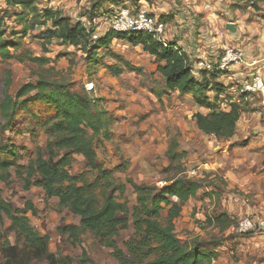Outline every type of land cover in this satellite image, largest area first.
<instances>
[{"label": "rangeland", "instance_id": "374dc122", "mask_svg": "<svg viewBox=\"0 0 264 264\" xmlns=\"http://www.w3.org/2000/svg\"><path fill=\"white\" fill-rule=\"evenodd\" d=\"M117 1H123L121 5H132V0ZM146 4L159 10L167 28L169 26L172 34L178 36L184 49L189 50L188 44L194 42L195 49L205 53V58L216 59L222 47L234 45L235 42L230 43L233 35H236V42L244 39L245 43L240 47L243 50L246 45L251 47L249 50H255L256 55L264 50V9L257 12L249 1L236 6L229 0H148ZM37 5L58 9L72 23L89 20L92 10L87 0H39ZM20 13V7H10L0 0L4 39L20 44L14 59L7 62L0 59V103L7 79L11 82L8 94L15 97L22 85L34 83L39 75L64 81L80 96L87 95L98 108L107 112L109 119L107 138L102 135L94 141L97 164L112 172L116 182L124 185L123 194L116 192L114 196L120 197V202H127L130 210L135 204V194L126 180L164 187V170L169 164V136L178 132L179 150L188 153L182 162L185 176L201 182V188L195 199L180 207L181 216L174 224L177 238L183 244L197 239L203 249L213 252L214 264H264V236L236 235L232 228L221 233L208 223L216 215L241 203L244 208L246 200L264 201L263 193L260 197L247 196L246 190L231 182L237 175L233 163L256 155L250 152L260 153V150L248 151L250 143H264V99L251 94L244 96L246 94L240 92V81H217L222 85L217 106L227 111L231 103H237L241 110L235 136L229 141H218L196 129L192 116L198 108L189 95L163 94L164 80L156 72V63L139 46L113 40L108 51L100 50L96 62L87 65L88 58L83 51L55 41L42 44L34 39L45 29L32 30L30 17L16 18ZM228 23L236 24L235 34L225 29ZM10 52L13 53L12 49ZM30 56L48 59L49 64L39 69L28 61ZM115 68L120 71L118 76L111 72ZM34 93L17 100L12 122L8 128H0V141L14 148L15 163L20 166H27L35 159L37 150L44 149L48 125L56 113L52 106L34 97ZM207 96L212 100L214 93L209 91ZM2 123L0 117V126ZM245 124L248 128L242 133ZM73 158L74 162L68 168L70 175L89 171L81 156L74 155ZM123 163L125 169L121 168ZM88 178L92 179L91 175ZM0 197L15 209H22L27 201L32 204L36 215L28 212L26 217L36 232L49 237L45 251L53 257L50 262L46 261L41 248L27 243L4 217L0 223V264H81L83 250L88 260L85 264H118L112 250L103 247L89 233L76 236L72 243H67V237L58 229L77 226L78 218L59 207L56 199L47 200L40 188L24 190L21 178L13 168L8 182H0ZM130 213L118 215L128 222V228L120 230L115 239L117 248L124 255H127L126 243L133 234ZM165 214L166 210L162 216ZM232 217L234 221L241 218Z\"/></svg>", "mask_w": 264, "mask_h": 264}, {"label": "trees", "instance_id": "16d2710c", "mask_svg": "<svg viewBox=\"0 0 264 264\" xmlns=\"http://www.w3.org/2000/svg\"><path fill=\"white\" fill-rule=\"evenodd\" d=\"M147 1L132 0V5L129 6L138 7ZM229 1L232 6L249 1L255 5L257 12L264 9V0ZM4 2L10 7H20L22 13L16 14V18L30 17L32 30L45 29L34 39L41 41L42 44L55 41L83 51L88 58L87 65L96 62L100 50L108 51L113 40L125 41L133 47L139 46L156 63V72L164 80L163 94L190 95L195 105L207 110L206 113L197 112L192 116L199 132L218 141H229L235 136L241 117L240 105L231 103L227 111L217 106L222 85L215 80L222 73L215 70L201 71L199 78H195L188 56L174 42H168L167 46L163 47L148 34L124 35L108 32L104 37L91 43L82 22L72 23L58 9L40 8L37 5L39 0ZM87 2L92 9L89 19L108 12L110 8L126 6L121 5L123 1L121 3L117 0ZM161 18L159 19L163 21ZM19 47V43L4 39L0 21L1 61L14 59ZM28 61L36 64L39 69L49 64L48 59L39 57L30 56ZM111 72L114 76L120 73L117 68L111 69ZM10 84V80L7 79L4 98L0 103L2 130L8 128L12 122L17 100L34 92V97L52 106L56 113L54 120L48 125V140L44 149L39 148L35 159L30 160L27 166L17 165L14 148L0 141V182H8L10 169L13 168L21 178L24 190L40 188L47 200L56 199L59 207L77 217V226L58 229L61 235L67 237V243H72V238L76 236L89 233L103 247L112 250V256L118 264H211L213 252L203 249L197 239L190 244H183L175 233L174 224L181 216L180 207L195 199L201 188V182L185 176L186 171L182 162L188 154L179 150L178 132L169 136L167 150L169 164L164 170L166 174L163 180L164 187L126 180L135 194V204L130 210L127 202H120V197L114 196L116 192L123 194L124 185L118 184L112 172L104 170L97 164L94 141L102 135L107 138L105 133L109 121L107 112L98 108L87 95L80 96L72 91L64 81H55L44 75L37 76L34 83L22 85L15 97L8 94ZM209 91L214 93L212 100L207 96ZM74 155L81 156L86 161L89 171L78 176L70 175L68 168L74 162ZM262 165L264 170V160ZM121 168L125 169L126 164L123 163ZM88 175H91L92 179H89ZM165 210L166 214L163 217L162 212ZM28 212L36 215V210L30 202H25L22 209H15L0 197V223L7 217L11 228L22 235L30 245L40 247L44 259L50 262L53 257L45 251L49 237L41 236L30 226L26 217ZM129 213L133 234L126 243L127 255H124L117 248L115 239L120 230L128 228L127 220L118 218V215ZM208 223L223 233L230 228L233 229L235 221L226 212H222ZM80 263H88L84 250Z\"/></svg>", "mask_w": 264, "mask_h": 264}, {"label": "built area", "instance_id": "2783aa9c", "mask_svg": "<svg viewBox=\"0 0 264 264\" xmlns=\"http://www.w3.org/2000/svg\"><path fill=\"white\" fill-rule=\"evenodd\" d=\"M91 43L104 37L108 32L115 34H148L163 47H166V24L153 16L145 5L138 7L121 6L110 8L108 12L82 21ZM241 69L242 94L261 96L264 99V50L262 53L248 54L240 47H225L216 59L209 62H200L192 67V75L199 78L201 71L230 72ZM248 73V75L246 74ZM249 78V79H247ZM92 85H89V87ZM86 88L88 89L87 85ZM93 88V86H92ZM89 91V90H88ZM233 232L236 235L264 236V215H245L235 221ZM214 260L211 264H214Z\"/></svg>", "mask_w": 264, "mask_h": 264}, {"label": "crops", "instance_id": "0c3cea01", "mask_svg": "<svg viewBox=\"0 0 264 264\" xmlns=\"http://www.w3.org/2000/svg\"><path fill=\"white\" fill-rule=\"evenodd\" d=\"M142 4L147 7L149 12L153 16H155L157 18L161 17V15L159 13V10H154L153 8L151 9L146 4V2H142ZM167 32H168V35H167ZM166 37L170 38V39H173V40H169L168 42H174L176 44V46L178 48H180L182 50V52H184L188 56L189 61L191 63V67H194L198 63H200V62H198L199 59H201L202 62H209V61H213L214 60V59L212 60V59H209V58H205L204 57L205 53L204 54L200 53V51L198 49H195V47H194L195 43L194 42H191L190 44H188L189 50L184 49L180 45V41L177 38L178 36H175V35L172 34L171 29L169 30V26L167 28V24H166ZM234 37H236V35H233V37L231 38L230 43H232V42L234 43L235 42V44L231 45L230 43H228L227 45L230 44L231 47H233V46L234 47H241V46L244 45V43H245L244 39L241 42H236L237 39H235ZM225 47L226 46H224L222 48H225ZM250 48L251 47L249 45H246L245 46L246 52L248 54L249 53L254 54L255 50H253V51L249 50ZM144 54H146V53H144ZM149 57L152 58L151 56H149ZM193 60H196V61H193ZM237 70L235 69V70H232L230 72H220V73H222L220 75V78L215 80V81L223 80V81H226V82L227 81L239 82L240 79L242 78L241 77V72L243 70L242 71H241V69H237ZM226 73H229V75H226ZM246 74L248 75V73H246ZM192 103H193V101H192ZM195 106L198 108L197 111L199 113H206V111H204L205 109L200 108L197 105H195ZM247 125L248 124H245V128L244 127L242 128V133L246 132V130L248 128ZM238 126H239V124H237V127ZM247 150L248 151L260 150V153L257 154V152H255V153L254 152H250L251 154H256V155H251L250 156L251 158L239 159V160L236 161V163H233L234 164L233 166H234V168H235V170L237 172V175H235V176L233 175L234 177L231 178V182L236 184L237 187L241 186L244 190H246L247 196H250V195L253 194L254 197H256V196L260 197L262 195V193L264 194V170H263V165H262L263 160H264V143L252 142L247 147ZM191 200H193V199H191ZM241 204H239V206L232 207L230 210H225V212L231 217V219L234 220V218L232 217L234 215L235 216H239V217H241L242 215H245V214L264 215V201H258L257 200L255 202H252V201L249 202V200H246L244 208H243V205H241Z\"/></svg>", "mask_w": 264, "mask_h": 264}, {"label": "water", "instance_id": "95a60500", "mask_svg": "<svg viewBox=\"0 0 264 264\" xmlns=\"http://www.w3.org/2000/svg\"><path fill=\"white\" fill-rule=\"evenodd\" d=\"M225 29L227 30L228 33L235 34L237 27H236V24L234 23H228L225 25ZM136 50H139V48H137Z\"/></svg>", "mask_w": 264, "mask_h": 264}]
</instances>
